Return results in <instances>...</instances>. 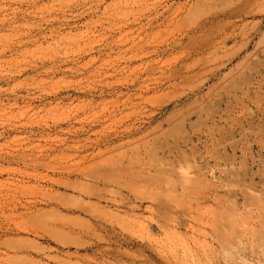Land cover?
I'll return each instance as SVG.
<instances>
[{"label": "rangeland", "instance_id": "obj_1", "mask_svg": "<svg viewBox=\"0 0 264 264\" xmlns=\"http://www.w3.org/2000/svg\"><path fill=\"white\" fill-rule=\"evenodd\" d=\"M102 153L227 185L240 241L212 200L192 224L95 182ZM263 199L264 0H0V264H264Z\"/></svg>", "mask_w": 264, "mask_h": 264}, {"label": "bare ground", "instance_id": "obj_2", "mask_svg": "<svg viewBox=\"0 0 264 264\" xmlns=\"http://www.w3.org/2000/svg\"><path fill=\"white\" fill-rule=\"evenodd\" d=\"M252 2V1H251ZM246 4V3H245ZM243 4V5H245ZM249 5V4H247ZM246 5V7H248ZM238 6V5H237ZM239 7V6H238ZM237 7V9H238ZM249 8V7H248ZM234 9L230 12L229 18H235V17H240L242 15V12L244 11L243 6H241V8L239 7V10ZM228 16V15H227ZM225 20V19H224ZM227 20V19H226ZM239 20V19H238ZM230 22V21H229ZM229 22L227 23V25L229 24ZM233 22V21H232ZM220 23V22H219ZM231 24V23H230ZM229 24V25H230ZM245 24V22H244ZM226 25V26H227ZM219 26V25H218ZM226 26H223L224 29ZM235 31V30H234ZM234 33V32H233ZM225 34V33H224ZM230 34V33H229ZM225 36V35H224ZM189 66V65H188ZM188 69V68H187ZM191 138V137H190ZM188 139V138H187ZM221 139V138H220ZM155 140V139H154ZM157 140V139H156ZM159 141V140H158ZM213 141V140H212ZM191 142V141H190ZM200 142V141H199ZM127 143V142H126ZM187 143V142H186ZM184 142V144H186ZM193 143V142H192ZM222 143V142H221ZM156 144V143H155ZM162 143H160L161 145ZM166 144V143H165ZM173 144V143H172ZM195 144V143H194ZM210 144V143H209ZM212 144V143H211ZM154 145V143H153ZM164 145V144H163ZM162 145V148H164ZM183 145V144H182ZM111 146V145H110ZM158 146V145H157ZM191 146H193L191 144ZM198 146V145H197ZM206 146V144H205ZM112 147V146H111ZM118 147V146H117ZM116 147V148H117ZM132 148H134V146H131ZM156 147V146H154ZM153 147V148H154ZM170 147V146H169ZM168 147V148H169ZM195 147V145H194ZM209 147V146H208ZM116 148H112V152L113 150ZM119 148V147H118ZM130 148V147H129ZM131 148V149H132ZM137 148V147H135ZM146 148V147H145ZM157 148V147H156ZM167 148V147H166ZM189 148V147H188ZM198 147H195L194 149H197ZM155 149V148H154ZM108 150V149H107ZM123 150V149H122ZM125 150V149H124ZM124 150L122 151L124 153ZM145 150V149H144ZM160 150V149H159ZM170 150H173L170 149ZM180 150V149H179ZM234 150V149H233ZM232 150V151H233ZM111 151V150H110ZM134 151V150H133ZM131 151V152H133ZM136 151V150H135ZM107 152V151H106ZM120 152V150H119ZM121 152V153H122ZM146 152V151H145ZM145 152L143 153V155H145ZM149 151H147L148 153ZM170 152V151H169ZM177 152V150H176ZM181 152V150H180ZM183 152V151H182ZM181 152V153H182ZM109 152H107L108 154ZM150 153V152H149ZM153 153V150H152ZM156 153V150H155ZM163 153V152H162ZM180 153V154H181ZM185 153V152H184ZM211 153V152H210ZM235 153V152H234ZM100 154V153H99ZM99 154H95V155H99ZM103 154V153H102ZM101 154V155H102ZM107 154H103L102 156L100 155V157L98 156V158L93 159L94 161H92L91 165L89 164L90 168H89V172H88V176H92V178L95 180V182L99 183L100 181H102L104 186H108L109 184L112 183H116L118 185H121L122 187H125L129 190H132L133 192H135L136 196V200L139 199L143 202L148 201L150 203V208H152L153 210H160L162 212H164V214L167 217L170 218H175L177 216H182L184 219H189V221L194 224H199V222H202L204 220V214L202 213L200 208L198 207V213L196 215L195 214V210H196V206L194 207V202L197 201L199 203H204L206 204L207 202H211V200L213 201V203L217 204V207L214 211V213H212L211 215V221L213 224V229L216 233V236L218 238V241L221 243V245L223 246V248H226L229 246L230 242H229V237L230 234L234 231H232V229H230V223H234L235 220H233L234 222H230V217L228 218V210L226 208L225 210V201H226V193L224 192V194H222V190L223 187L224 189L227 188V185H223V183H221L222 185L220 186V188L218 187L219 190L213 189V191H210L211 189L208 186H205L204 183L202 182V179H200V176H196L195 175H191L189 172L186 173V171H184L185 173H181L179 170L177 169H182L183 167H181V165L179 164V167L177 168L176 165L174 163H168L166 165V167H161V165L159 166L156 165L155 163H145L142 162L140 156H135V157H131L129 159H127L126 156L128 155H121L118 156L119 158H115L113 155H107ZM125 154V153H124ZM135 154V153H134ZM140 154V153H139ZM168 154V153H167ZM193 154V153H192ZM115 155V154H114ZM131 155V154H130ZM154 154H152L153 156ZM172 155V154H170ZM151 156V154H150ZM149 156V158H150ZM151 156V157H152ZM158 156V154L156 155V157ZM160 156V155H159ZM162 156V155H161ZM166 156V154H165ZM174 156V155H173ZM182 156L183 153H182ZM181 156V157H182ZM155 157V156H154ZM155 157V158H156ZM195 157V156H194ZM193 157V158H194ZM148 158V159H149ZM157 157V161L159 160V162L157 163H164L163 161V157L159 158ZM166 157H164L165 159ZM169 158V157H168ZM183 158V157H182ZM185 158V157H184ZM191 158V157H190ZM189 158V159H190ZM156 159H150V161H156ZM171 159V158H169ZM168 159V160H169ZM174 159V158H173ZM188 159V158H187ZM92 159H90L91 161ZM145 160V159H144ZM162 160V161H161ZM167 160V159H166ZM167 160V161H168ZM183 160V159H182ZM233 160V159H232ZM149 161V160H148ZM161 161V162H160ZM181 161V160H180ZM186 161V160H185ZM172 162V161H170ZM191 162V161H190ZM185 163V162H182ZM192 163V162H191ZM193 165V164H192ZM88 166V167H89ZM164 166V165H162ZM168 166V167H167ZM178 166V165H177ZM190 166V165H187ZM198 166V165H197ZM87 167V168H88ZM185 167V165H184ZM199 167V168H198ZM197 170H199V174H202L203 171L201 168H204L205 166H198ZM216 167V166H215ZM192 168V167H191ZM190 168V169H191ZM185 169V168H184ZM193 169V168H192ZM222 169V168H221ZM226 169V167L224 168ZM186 170V169H185ZM230 170V169H229ZM152 171H154V173H152ZM176 171L178 172L175 176L179 177V180H174L175 178H172V174L173 172ZM192 171V170H191ZM223 172L225 170H222ZM221 172V171H220ZM223 172L221 174H223ZM194 174V173H193ZM174 175V174H173ZM220 177V175H219ZM228 177H226L227 179ZM230 178V177H229ZM228 178V179H229ZM181 180V181H180ZM207 180V179H206ZM180 181V182H179ZM220 182V181H219ZM226 182V180H225ZM256 183V182H255ZM206 184V183H205ZM218 184V183H217ZM251 185H253L251 183ZM250 185V186H251ZM178 186H180V191H178ZM201 187L203 189H201ZM210 190H209V189ZM212 188V187H211ZM249 188V187H248ZM206 189H208V192H210V194H203L202 192L205 191ZM253 190V189H251ZM255 190V189H254ZM178 191V192H177ZM248 190L245 189V192ZM250 192V191H249ZM255 192V191H254ZM191 195V199L190 196H188L187 198V194ZM257 193V192H256ZM255 193V194H256ZM87 194L90 197H97L98 199H101L102 197L98 194V193H93L92 190H88ZM200 195V196H199ZM245 195V194H244ZM247 195V194H246ZM199 196V197H198ZM253 196V195H252ZM203 197V198H202ZM247 197H249L247 195ZM194 198V200H193ZM202 198V199H201ZM255 199V198H254ZM257 199V198H256ZM253 200V199H252ZM259 200V198L257 199ZM262 200V198H261ZM264 200V199H263ZM254 202V201H253ZM252 202V203H253ZM256 202V201H255ZM258 202V201H257ZM262 202V201H261ZM264 202V201H263ZM238 203V202H236ZM249 204V203H248ZM255 204V203H254ZM263 204V203H262ZM91 205H93V203L90 202H82V206L80 207V210L84 213H90L91 215L95 216L96 215L92 212V210L90 209ZM257 205V204H255ZM138 206V205H137ZM260 206H263L260 204ZM140 207V206H138ZM137 207V208H138ZM146 208H148V206H146ZM152 209L150 211H152ZM251 211V210H250ZM158 212V211H157ZM230 213V211H229ZM234 213V212H233ZM223 214V216H219ZM235 214V213H234ZM240 214V213H239ZM176 215V216H175ZM233 215L230 213V216ZM234 216V215H233ZM251 216V214H250ZM164 217V216H163ZM165 217V218H167ZM255 217V216H254ZM164 218V220H165ZM178 218V217H177ZM170 220V219H169ZM248 220V219H247ZM41 221V220H40ZM166 221V220H165ZM179 221V220H178ZM257 221V220H256ZM44 220L40 223H43ZM168 222V219H167ZM46 224V223H45ZM236 225V223H234ZM232 224V225H234ZM44 226V223L42 224ZM167 225V224H166ZM165 225V227H166ZM240 225V224H239ZM162 226V225H161ZM164 226V225H163ZM185 226V225H184ZM187 226V225H186ZM191 226V225H190ZM238 226V225H237ZM236 226V227H237ZM243 226V225H242ZM189 227V226H188ZM193 227V225H192ZM233 227V226H232ZM163 228V227H162ZM168 228V227H167ZM249 228V227H247ZM229 229L232 231H229ZM59 230V229H56ZM236 231L238 232V230L236 229ZM231 232V233H230ZM237 235V234H236ZM235 235V236H236ZM242 235V234H241ZM234 237V239H230V241L235 240V236L232 235ZM237 237V236H236ZM239 238V237H238ZM236 238V240L238 239ZM241 239V237H240ZM235 240V241H236ZM239 240V239H238ZM237 240V241H238ZM240 241V240H239Z\"/></svg>", "mask_w": 264, "mask_h": 264}]
</instances>
